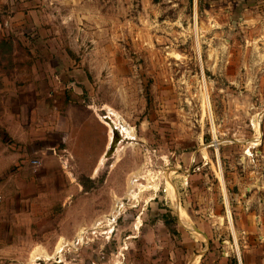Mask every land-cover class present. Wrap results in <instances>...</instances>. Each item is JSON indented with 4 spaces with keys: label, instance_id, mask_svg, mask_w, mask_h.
<instances>
[{
    "label": "rangeland",
    "instance_id": "1",
    "mask_svg": "<svg viewBox=\"0 0 264 264\" xmlns=\"http://www.w3.org/2000/svg\"><path fill=\"white\" fill-rule=\"evenodd\" d=\"M3 76L41 171L0 191V264L261 262L264 0H0Z\"/></svg>",
    "mask_w": 264,
    "mask_h": 264
},
{
    "label": "crops",
    "instance_id": "2",
    "mask_svg": "<svg viewBox=\"0 0 264 264\" xmlns=\"http://www.w3.org/2000/svg\"><path fill=\"white\" fill-rule=\"evenodd\" d=\"M8 79L5 76L0 78V191H3L10 179L17 178L25 169L30 170V173L41 171L36 166L39 160L32 158L39 154L38 147L34 148V129L31 125L22 124L19 120L24 92L16 87L15 80L11 82ZM31 87H34L33 83L29 85V89ZM246 198L247 220L241 225L246 226L247 229L243 233L246 235L245 238L250 239L253 244L250 250L259 253L258 258L261 259L259 264H264V190L260 191L257 188ZM0 216H3L0 218L1 243V228L4 227L3 221L7 218L1 213ZM4 238L6 237H3L5 242Z\"/></svg>",
    "mask_w": 264,
    "mask_h": 264
},
{
    "label": "bare ground",
    "instance_id": "3",
    "mask_svg": "<svg viewBox=\"0 0 264 264\" xmlns=\"http://www.w3.org/2000/svg\"><path fill=\"white\" fill-rule=\"evenodd\" d=\"M123 132L124 134L127 136V138H130L131 136V131H128L126 129H123ZM134 187V183H130L129 184V190H128V196L131 198V197H134V194H133V191H132V188ZM37 250L32 254V257L33 259L36 257L37 255Z\"/></svg>",
    "mask_w": 264,
    "mask_h": 264
},
{
    "label": "trees",
    "instance_id": "4",
    "mask_svg": "<svg viewBox=\"0 0 264 264\" xmlns=\"http://www.w3.org/2000/svg\"><path fill=\"white\" fill-rule=\"evenodd\" d=\"M80 185L83 187L84 190H86L87 187L84 185V183H81Z\"/></svg>",
    "mask_w": 264,
    "mask_h": 264
},
{
    "label": "built area",
    "instance_id": "5",
    "mask_svg": "<svg viewBox=\"0 0 264 264\" xmlns=\"http://www.w3.org/2000/svg\"><path fill=\"white\" fill-rule=\"evenodd\" d=\"M1 205H2V197L0 196V209H1Z\"/></svg>",
    "mask_w": 264,
    "mask_h": 264
}]
</instances>
